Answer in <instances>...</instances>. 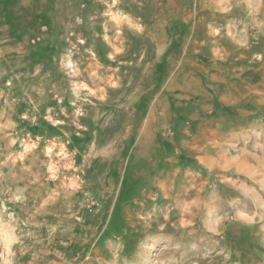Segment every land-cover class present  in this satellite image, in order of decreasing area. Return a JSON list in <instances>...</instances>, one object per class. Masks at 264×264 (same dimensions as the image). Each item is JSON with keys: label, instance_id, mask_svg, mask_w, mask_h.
<instances>
[{"label": "rangeland", "instance_id": "1", "mask_svg": "<svg viewBox=\"0 0 264 264\" xmlns=\"http://www.w3.org/2000/svg\"><path fill=\"white\" fill-rule=\"evenodd\" d=\"M0 264H264V0H0Z\"/></svg>", "mask_w": 264, "mask_h": 264}]
</instances>
